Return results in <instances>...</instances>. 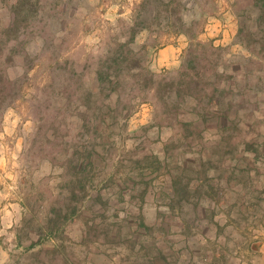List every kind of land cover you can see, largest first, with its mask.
I'll use <instances>...</instances> for the list:
<instances>
[{
  "label": "rangeland",
  "instance_id": "rangeland-1",
  "mask_svg": "<svg viewBox=\"0 0 264 264\" xmlns=\"http://www.w3.org/2000/svg\"><path fill=\"white\" fill-rule=\"evenodd\" d=\"M14 1L0 0L15 81L0 86V264H264V52L238 41L228 0H185L223 57L173 125L106 56L128 54L135 24L131 55L176 76L189 39L167 0L139 21L141 0H44L16 31Z\"/></svg>",
  "mask_w": 264,
  "mask_h": 264
},
{
  "label": "trees",
  "instance_id": "trees-1",
  "mask_svg": "<svg viewBox=\"0 0 264 264\" xmlns=\"http://www.w3.org/2000/svg\"><path fill=\"white\" fill-rule=\"evenodd\" d=\"M44 0H15L12 4L11 22L7 30L19 29L20 21H27L36 4ZM165 1V0H158ZM196 2L208 5L213 0H195ZM47 6V0H45ZM151 0H141L144 6V12L138 13L139 21L150 17L151 9L149 3ZM165 9L166 25L170 28H176L180 33L185 34L189 39V44L184 50V60L176 76H171L166 72H155L152 69H145L142 60L137 56H132V47L130 44L135 40L140 30H136L135 24L131 26L130 32H126L124 40L118 39L117 44L121 49L129 47L128 54L122 52V57H118V52L112 53V47L107 51V57L113 58L118 65L115 78L118 85L129 83L130 74L135 71L138 79L141 81L139 89L141 94L151 95V99L156 104V118L161 121L174 124L184 123L180 119L183 103L188 99L200 101L203 99L205 83L212 74H218V65L223 57L222 47L214 41L199 37L197 25L200 21L194 19L188 24L183 16L185 0H167ZM231 11L238 17V41L250 50L253 42H258L261 50L264 52V0H228ZM53 5V3L51 4ZM148 13L149 16L147 15ZM255 29V30H253ZM253 30V31H252ZM123 41V42H122ZM252 42V43H251ZM260 52H258L259 54ZM131 55V56H130ZM100 70H98L99 72ZM101 73V71H100ZM15 81L6 77L0 70V86L4 83L13 88ZM94 95V89L91 91ZM162 100V104H158Z\"/></svg>",
  "mask_w": 264,
  "mask_h": 264
}]
</instances>
